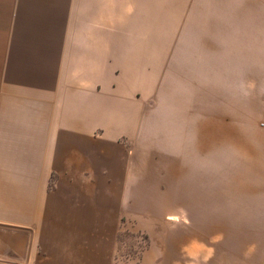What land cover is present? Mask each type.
Instances as JSON below:
<instances>
[{
  "label": "crops",
  "instance_id": "0c3cea01",
  "mask_svg": "<svg viewBox=\"0 0 264 264\" xmlns=\"http://www.w3.org/2000/svg\"><path fill=\"white\" fill-rule=\"evenodd\" d=\"M156 18V0H0V264H113L127 228L141 264H247L204 233L206 211L253 208L208 181L203 134L158 85Z\"/></svg>",
  "mask_w": 264,
  "mask_h": 264
},
{
  "label": "rangeland",
  "instance_id": "374dc122",
  "mask_svg": "<svg viewBox=\"0 0 264 264\" xmlns=\"http://www.w3.org/2000/svg\"><path fill=\"white\" fill-rule=\"evenodd\" d=\"M156 10L157 30H145L141 40L155 47L150 53L161 66L158 85L171 83L175 110L183 114L177 121L188 118L190 128L198 125L203 134L206 174L219 175L208 181L221 183V191L246 193L253 208L206 211L204 233L215 224L219 240L224 235L237 240L219 241L222 250H244L238 263L264 264V1L156 0ZM195 27L203 33L180 34ZM232 28L236 34L227 33ZM145 104L162 115L157 95ZM138 234L146 240L143 252L148 248L144 231H120L113 264H141V258L129 259Z\"/></svg>",
  "mask_w": 264,
  "mask_h": 264
},
{
  "label": "built area",
  "instance_id": "2783aa9c",
  "mask_svg": "<svg viewBox=\"0 0 264 264\" xmlns=\"http://www.w3.org/2000/svg\"><path fill=\"white\" fill-rule=\"evenodd\" d=\"M135 250L132 252V254L129 256V259L133 260V262H137L139 263L140 261V255L142 254L143 252V249L145 248L146 246V240H145V237L138 234L135 236Z\"/></svg>",
  "mask_w": 264,
  "mask_h": 264
}]
</instances>
